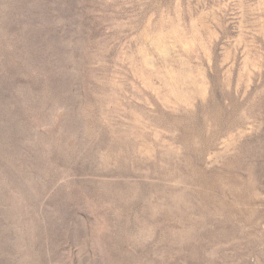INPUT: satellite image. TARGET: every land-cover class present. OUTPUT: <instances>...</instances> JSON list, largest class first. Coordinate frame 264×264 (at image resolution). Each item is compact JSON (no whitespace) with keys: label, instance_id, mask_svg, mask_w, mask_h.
Listing matches in <instances>:
<instances>
[{"label":"rangeland","instance_id":"374dc122","mask_svg":"<svg viewBox=\"0 0 264 264\" xmlns=\"http://www.w3.org/2000/svg\"><path fill=\"white\" fill-rule=\"evenodd\" d=\"M0 264H264V0H0Z\"/></svg>","mask_w":264,"mask_h":264}]
</instances>
